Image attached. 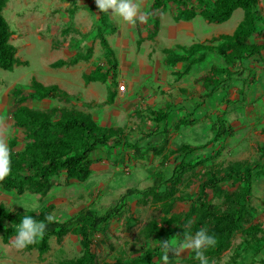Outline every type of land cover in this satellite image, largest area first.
<instances>
[{"label":"rangeland","instance_id":"obj_1","mask_svg":"<svg viewBox=\"0 0 264 264\" xmlns=\"http://www.w3.org/2000/svg\"><path fill=\"white\" fill-rule=\"evenodd\" d=\"M154 1L132 0L144 19L134 18L129 23L111 9L100 11L95 0H8L3 14L13 33L10 41L17 48L19 61L13 71H0V142L8 149L13 141L17 142L15 152L24 148L25 135L14 125L13 119L18 107L15 91L29 94L34 78L46 86L58 85L69 94L70 99H29L23 105L41 111L63 107L82 111L103 126L124 129L125 134L134 140L142 138L144 132H162L163 122H157L155 113L165 112L167 104L170 107L168 136H163L166 137L165 142L155 145L161 153L155 152L156 148L145 147L142 156H135L127 148H101L97 151L92 177L87 181L67 179L65 173L54 175L51 178L52 188L46 195L25 193L19 196L16 191H6L0 186V204L11 211H45L59 222L75 218L88 207L102 214L109 206L118 203L127 188L145 189L152 185V179L159 173L169 177L175 166L174 158L179 153L181 159H186L190 170L176 188L175 197L178 199L171 211L165 208L168 202L165 200L140 195L128 197L119 215L101 230L92 233L91 238L100 264L117 260L133 264L148 251H151L155 264H199L193 249H184L178 255L173 248L167 253L162 247L156 250L164 240H169L179 250L185 233L191 235L203 229L197 220L179 225L172 224L171 219L188 212L190 206L198 202L201 185L211 176H228L226 181L207 190L208 202L220 211L226 210L229 203L218 196L217 189L229 194L240 192L242 184L236 174L251 168L254 170V182L250 222L244 223L243 229L232 237L230 247L219 257L212 258L210 264H261L264 249L262 252L259 249L264 246V240L251 241L252 248L251 239L245 237L244 230L255 224L264 226V170L258 169V165L264 163V90L258 92V97L255 91H249L244 95L243 102L238 84L227 90L219 88L214 91L212 87L207 88L202 78H197L178 86L180 82L176 77L179 71L186 68V62L168 65L166 54L162 52L166 37L160 36L159 31V39H150V36L156 19L162 24L160 29L174 22L177 24L179 20L175 18L184 7H199L202 1L183 0V4H178L164 0L165 6L158 10L153 9ZM211 1L214 0H208L206 5ZM256 9L264 19V0H259ZM101 14L106 19L105 25L100 20ZM234 21L230 23L234 25ZM138 28L144 38L140 47L137 46ZM102 31L114 51V68L110 64L112 59L101 45ZM248 40L253 44L264 43V22L257 24L256 32ZM174 52L177 56L186 55V51L180 48H174ZM194 57L200 60L190 73H203L205 76L211 66L222 58L214 51L195 53ZM96 68L108 75L105 82L99 83L101 85L94 83L103 92L89 102L85 93H89L91 87L84 84L83 78ZM136 75L141 88L131 94L126 80ZM120 85L126 86L125 91H120ZM118 91L125 93L117 96ZM107 92L116 94L114 104L105 101ZM234 92L238 97L235 98ZM230 100H233L232 104L228 103ZM240 102H243L242 105ZM225 106L227 112L233 113V118L225 119L229 133L215 140L211 124L216 120L215 115L224 116ZM243 106H249V110ZM238 109L241 111L238 112ZM183 120L195 121V124L186 125ZM158 138L162 139L161 136ZM188 144L205 148L185 158L180 150ZM164 156L168 158L166 162ZM164 191L166 187L157 193L163 194ZM154 223L163 229L162 239L158 242L154 241L155 233L150 235ZM2 234L0 264H58L82 255L81 238L75 231L60 241L56 236L51 237V248L43 255L37 249L15 248L10 242L5 243ZM258 237L264 235L259 234ZM102 240L113 243L115 251L110 252L108 246L101 243ZM211 248L201 249L205 257ZM165 254L167 260L163 259Z\"/></svg>","mask_w":264,"mask_h":264},{"label":"trees","instance_id":"obj_2","mask_svg":"<svg viewBox=\"0 0 264 264\" xmlns=\"http://www.w3.org/2000/svg\"><path fill=\"white\" fill-rule=\"evenodd\" d=\"M169 1L183 4V0ZM7 2L8 0H0V71H13L15 66L19 64L17 48L10 41L13 33L3 14ZM258 2L259 0H214L208 5L203 2L199 7H184L180 14L176 16V21L200 14L208 23L221 24L228 21L237 9L244 11V17L232 35L213 37L209 45L194 44L189 48H181L186 51V55L177 56L173 50L166 49L167 64L174 66L177 63L186 62V68L178 74L179 77H182L188 74L193 66L199 62L200 59L194 57L195 53L204 54L214 51L225 60L229 70L235 67L241 68L244 62L252 56L260 55L262 57L264 43L253 44L248 40L256 32L257 24L264 22V19L261 18L260 13L256 9ZM164 6V0H155L153 3L154 10L161 9ZM100 20L105 25L106 19L103 14H101ZM159 29L160 21L156 19L150 39L157 35ZM137 32L139 37L137 46L140 47L144 38L139 28ZM103 33L102 31L101 45L106 49L107 56L113 60L114 51L110 47L108 40L104 38ZM215 42H218V44L212 45ZM112 67H115V65L112 64ZM225 70L217 67L212 68L210 77L204 78L207 88L212 87L214 91L219 88L227 90L232 79V73L229 70ZM107 75V72L103 73L100 68H96L90 74L84 75V82L86 84L93 81L105 82ZM220 77L223 78L221 81L219 80ZM15 96L18 97V107L13 116L14 125L23 130L25 144L22 150L15 152L14 148L17 146V142L13 141L11 143L8 152L9 171L0 178V186L6 191H16L19 196L25 193L46 195L52 188L51 178L62 173H65L67 179L85 182L91 175L92 155L101 148H127L132 150L137 156H142L143 149L138 147V142L133 141L125 134L124 129L102 126L88 113L67 107L41 111L23 105L29 99L60 98L69 100V94L57 85L46 86L34 78L32 90L29 94L23 95L19 90H16ZM115 97L116 94L114 92L110 93L107 103H113ZM168 114V108L163 113H155L157 122H165ZM216 121V123L211 124V131L215 134L214 139L218 140L229 133V128L226 120L222 117H218ZM183 122L186 125L195 124V121L183 120ZM147 147L150 149L156 148V146L151 145ZM204 148L205 146L188 144L183 146L180 151L186 158L191 153ZM155 152L161 153L162 151L156 148ZM167 159L164 156L165 162ZM174 160L175 166L172 168V174L169 177L166 174L159 173L156 175L152 186L145 189H127L118 203L109 206L102 214H98L88 208L80 212L75 218L65 222H59L55 219L48 222L45 221V216L50 215L48 212L26 211L23 209L11 211L7 210L3 204H0V233H3V241L9 243L16 234V226L20 219L25 215H29L37 221H44L46 228L35 243L25 246L26 249H37L43 255L51 248V237L56 236L60 241L71 231H75L81 238L82 255L76 259L58 264H100L93 248L94 242L91 234L98 232L111 220L115 219L121 212L128 197H137L139 195L154 197L156 200L168 201L165 203V208L168 212L173 209L174 203L178 199L175 197L176 188L182 183L184 174L190 170L186 159H181L179 153ZM258 169L264 170V163L258 165ZM253 174L254 170L251 168H247L242 174H236L242 184V188L238 193L229 194L217 189L218 196L229 203L226 210L220 211L215 205L208 202L207 190L226 181L228 176L220 178L211 176L210 179L201 185L198 202L192 204L188 212L177 214L171 219L172 224L178 223L179 225H183V223L190 224L193 220H197V223L208 234L215 237V244L206 253L208 264H210L212 258L219 257L227 250L230 247L232 237L243 229L244 223L250 222ZM163 187H166V191L163 194H158L157 192ZM162 231L163 229L159 224H152V233L150 235L155 233L154 241L158 242L162 239ZM244 234L245 237L251 239L250 246L253 248L251 241L264 240V237H258L259 234L264 235V226L261 224L251 225L245 228ZM101 243L107 245L110 252H114L116 249L113 243H106L104 240ZM260 244L262 243L260 242ZM161 247H157L156 250H160ZM263 247H260V252L263 251ZM103 264L130 263L117 260L115 262H104ZM133 264H155L151 251L146 252L143 258ZM261 264H264V260Z\"/></svg>","mask_w":264,"mask_h":264},{"label":"crops","instance_id":"obj_3","mask_svg":"<svg viewBox=\"0 0 264 264\" xmlns=\"http://www.w3.org/2000/svg\"><path fill=\"white\" fill-rule=\"evenodd\" d=\"M207 1L208 0H202V3L204 2V4L206 5ZM237 15L241 16L242 19L241 18L238 19ZM243 17H244V11L242 9H237L234 11L232 17L228 21H226L228 23H226V22L221 23V24L208 23V21H206L200 14H197L195 16V18L192 19L191 21H186V19H180L177 24H176V22H174L171 26H166L164 29H160L161 31L159 30L160 36L162 35V37H166L165 42H164L165 47H164L162 52L165 55L166 49H170V50L174 51V48H177V49L178 48H180V49L181 48H189L194 44H205L206 45L210 42V40L213 37H218L221 35H232L234 33V31L237 29V27L239 26V24L242 22ZM235 18H236V21H234ZM232 21H234V23H235L234 25L230 23ZM160 26H162L161 23H160ZM211 31H214V33H211ZM159 32L157 35H159ZM157 35L155 36V40H157V38L159 39V36H157ZM165 58L167 61L168 56L165 55ZM263 58H264L263 54H262V57L260 55L252 56L251 58H249L247 61L244 62V65L241 68H239V67L231 68L230 67L231 68L230 70L228 69V65L225 62V60L220 58L221 60H218L217 62H215V66H211V67L212 68L217 67V68L226 69V70L228 69L229 72L232 73V79L230 80L229 87L231 88V86H233L234 84H238L239 85L238 92L243 95L242 101L244 102V95L249 93V91L250 92L255 91L256 97H258L259 96L258 92H261L262 90H264L263 89V87H264V59ZM110 64L112 67V64L115 65V61L111 60ZM212 68L209 69L208 75H206V76L203 73L202 74H196L195 72H193V74L189 72L188 74H186L182 77H179V75L177 74V77H176L177 82H180V84L179 83H177V84H178V86L183 84V83L189 84L197 78L198 79L202 78V80L204 82H206V80L204 78H206L207 76L210 77V73H211ZM93 70L94 69L89 71L87 74H90ZM192 70H193V68H192ZM178 73H181V71H179ZM227 74H228V72H227ZM138 75H136L132 78H128L126 80L128 92L131 94H135L137 92V90L141 88V82L139 81V77H137ZM216 78L218 79V77H216ZM222 79H223L222 77L219 78L220 81ZM94 83H98V85H101L103 82L102 81H93V82H90L88 84H86L84 82L85 85H87V86L90 85V87H91L88 90L89 93H85V97L88 99L89 102H92L94 100V98H96L99 94H102V92H103L101 89L99 91V89L97 88L98 85H95ZM99 83H101V84H99ZM185 85H183L182 87H184ZM184 89H186V88H184ZM184 89H182V91L184 93H186L187 91ZM124 93L125 92H119L118 91L117 96H118V94H119V96H122V94H124ZM233 95H235V98L238 97L235 94V92ZM108 96H109V94L107 92L105 101H107ZM231 98H232V95L230 96V99ZM243 102H240L241 105ZM228 103L232 104L233 100L228 101ZM110 104H114V103H110ZM169 107H170L169 104H167L166 108H169ZM188 108L191 109V104L188 105ZM243 108H247L249 110V106H243ZM237 111L240 112L241 110L238 109ZM234 115L236 116L237 114L234 113ZM215 117H216L215 118L216 120L218 117H222L225 120L226 118H229V117L233 118V113L227 112V106H225L224 116H221L219 114V115H215ZM168 118H169V116H168ZM167 119L165 122L162 123V126H163L162 132L156 131L153 134H149L151 132H147V133L144 132L142 134L140 133L143 136H142V138L140 136L139 140H134L132 138L131 139L135 142H138V147L142 148L143 150H145V147H147L148 145L155 146L156 144L165 142L166 137H163V136L164 135L168 136V133H167L168 132V122H167L168 120ZM216 122L213 121L212 124L216 123ZM165 124H167V128L165 127ZM100 125H102V124H100ZM146 134H149V135L146 136ZM161 134H162V136H161L162 139H159L158 136H160ZM142 153H143V151H142ZM134 155L137 156L135 153H134ZM96 157H97V152L93 153V155H92L93 164L91 165L90 177H92V169L94 167V162L96 160ZM90 177H89V179H90ZM155 178H156V175L152 179V185H153ZM130 188H132V187H129L127 189H130ZM120 198H119V200H120ZM88 208H90V207H88ZM88 208H86V209H88Z\"/></svg>","mask_w":264,"mask_h":264},{"label":"clouds","instance_id":"obj_4","mask_svg":"<svg viewBox=\"0 0 264 264\" xmlns=\"http://www.w3.org/2000/svg\"><path fill=\"white\" fill-rule=\"evenodd\" d=\"M95 4L100 11L111 9L115 15L121 17L124 21L132 23L134 18L143 20L144 15L138 13L137 6L132 0H95ZM8 152L7 146L0 142V178L6 175L9 171L8 167ZM53 217L51 215L45 216V221L51 222ZM46 224L44 221H37L32 216H23L16 226V234L11 239L10 243L15 248H24L27 245L35 243L40 236H42ZM215 244V237L208 234L205 229H200L194 234H184V239L179 244V250L173 247V243L169 240L161 241L162 248L165 253L170 248L175 249L177 255L184 249L195 250V256L199 260V264H208V259L201 251L202 248L213 246ZM167 260V254L163 257Z\"/></svg>","mask_w":264,"mask_h":264},{"label":"built area","instance_id":"obj_5","mask_svg":"<svg viewBox=\"0 0 264 264\" xmlns=\"http://www.w3.org/2000/svg\"><path fill=\"white\" fill-rule=\"evenodd\" d=\"M119 88H120V91H125L126 86L125 85H120Z\"/></svg>","mask_w":264,"mask_h":264}]
</instances>
